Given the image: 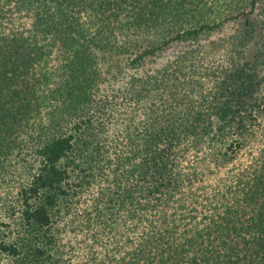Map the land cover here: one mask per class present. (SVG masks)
Here are the masks:
<instances>
[{
    "label": "trees",
    "instance_id": "trees-1",
    "mask_svg": "<svg viewBox=\"0 0 264 264\" xmlns=\"http://www.w3.org/2000/svg\"><path fill=\"white\" fill-rule=\"evenodd\" d=\"M0 264H264V0H0Z\"/></svg>",
    "mask_w": 264,
    "mask_h": 264
},
{
    "label": "rangeland",
    "instance_id": "rangeland-1",
    "mask_svg": "<svg viewBox=\"0 0 264 264\" xmlns=\"http://www.w3.org/2000/svg\"><path fill=\"white\" fill-rule=\"evenodd\" d=\"M90 198H91V189L86 191L80 198H78L77 207H75V209H77L78 211H83L87 204L86 202ZM7 222H10V221H7Z\"/></svg>",
    "mask_w": 264,
    "mask_h": 264
}]
</instances>
